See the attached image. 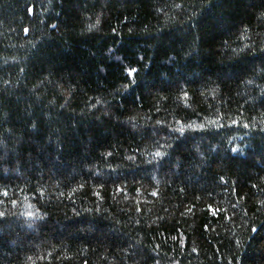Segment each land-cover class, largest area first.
Returning <instances> with one entry per match:
<instances>
[{
  "label": "trees",
  "instance_id": "1",
  "mask_svg": "<svg viewBox=\"0 0 264 264\" xmlns=\"http://www.w3.org/2000/svg\"><path fill=\"white\" fill-rule=\"evenodd\" d=\"M0 214V264H264V0H0Z\"/></svg>",
  "mask_w": 264,
  "mask_h": 264
},
{
  "label": "snow or ice",
  "instance_id": "2",
  "mask_svg": "<svg viewBox=\"0 0 264 264\" xmlns=\"http://www.w3.org/2000/svg\"><path fill=\"white\" fill-rule=\"evenodd\" d=\"M28 12L34 14V8H32V7L28 8ZM97 23H99V21H97ZM52 27H53V28H56V25L53 24ZM23 31H24L25 33H27L29 30H28L27 28H25ZM136 73H137V69L130 68V69H128V71H127V76H129V77H133V76L136 75ZM233 123L235 124V123H237V122H236V121H233ZM32 126H33V128L36 127L35 124H33ZM245 127H247V125H245ZM180 131L183 132L184 129L181 128ZM231 151H233V152H238V149H236V148H232ZM156 155H157V156H162V153L157 152ZM3 195H4V196H7V195H8L7 191L3 192ZM13 203H15V201H13ZM210 210L215 214V212H216L215 209H211V208H210ZM0 215H2V214H0ZM251 231H252V232H255V231H257V229H256V228H252ZM236 243L239 244L240 242L237 241Z\"/></svg>",
  "mask_w": 264,
  "mask_h": 264
}]
</instances>
